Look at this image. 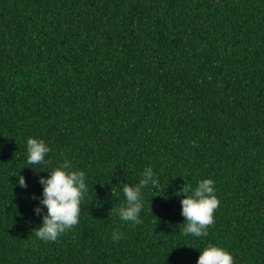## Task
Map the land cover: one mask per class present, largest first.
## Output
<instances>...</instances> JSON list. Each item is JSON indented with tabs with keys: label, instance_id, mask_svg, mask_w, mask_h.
Here are the masks:
<instances>
[{
	"label": "trees",
	"instance_id": "1",
	"mask_svg": "<svg viewBox=\"0 0 264 264\" xmlns=\"http://www.w3.org/2000/svg\"><path fill=\"white\" fill-rule=\"evenodd\" d=\"M65 159L89 192L43 241L39 177ZM146 166L160 187L122 221ZM204 178L214 223L186 236L176 193ZM209 243L264 264V0H0V264H196Z\"/></svg>",
	"mask_w": 264,
	"mask_h": 264
},
{
	"label": "clouds",
	"instance_id": "2",
	"mask_svg": "<svg viewBox=\"0 0 264 264\" xmlns=\"http://www.w3.org/2000/svg\"><path fill=\"white\" fill-rule=\"evenodd\" d=\"M26 150L27 165L46 164L45 158L51 151L45 140L36 136L27 138ZM48 171L47 176L39 177L43 191L34 211L37 215L42 214L43 219L34 229V235L43 241H55L61 234L79 223L81 204L89 188L86 173L73 169L67 159ZM18 177L19 186L26 188V178L21 174ZM214 185L215 181L212 178H204L198 180L195 187L185 183L176 193L183 195L181 215L187 222L183 228L184 235L197 238L208 236V226L214 223V212L219 205ZM159 187V179L153 167L146 166L138 183L131 185L125 183L122 187L125 203L117 210L120 219L132 224L140 223V214L144 208L142 190L146 188L158 190ZM111 238L118 241L123 238V233L114 231ZM199 250L200 255L196 264H235L231 251L223 246L209 243Z\"/></svg>",
	"mask_w": 264,
	"mask_h": 264
}]
</instances>
